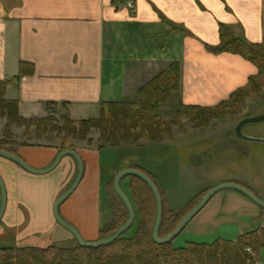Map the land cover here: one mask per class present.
Listing matches in <instances>:
<instances>
[{"label": "crops", "instance_id": "crops-1", "mask_svg": "<svg viewBox=\"0 0 264 264\" xmlns=\"http://www.w3.org/2000/svg\"><path fill=\"white\" fill-rule=\"evenodd\" d=\"M130 1L134 10L128 8V1L0 0V81L18 78L21 63L35 69L33 75L8 87L6 100L18 101L25 119L46 118L49 103L67 104L72 120L78 122L97 118L102 103L134 102L138 91L174 62L181 65L180 88L172 96L179 106L216 107L258 74L242 57L215 56L205 45L220 44V24L232 26L250 43L264 45V0ZM107 149L73 150L84 163V177L61 206L60 215L85 241L96 242L112 217L110 207V218L104 220L103 153ZM61 152L59 145L40 143L19 147L17 156L32 168L45 170ZM126 161L118 164L155 173L137 160ZM114 167L110 165L109 173ZM78 172L72 156L63 158L56 170L44 176L32 175L0 158V175L7 189L0 234L9 230L12 236L7 241L20 246L62 235L66 230L56 222L53 209ZM234 197L233 211L226 214L244 209L253 220L264 216L247 197ZM220 211L217 208L210 217L199 214L190 223L188 235L207 237L231 223L226 222L229 219L219 221ZM219 239L237 240L220 237L215 241ZM6 243L2 240L0 245ZM254 257L264 264V251Z\"/></svg>", "mask_w": 264, "mask_h": 264}, {"label": "trees", "instance_id": "trees-1", "mask_svg": "<svg viewBox=\"0 0 264 264\" xmlns=\"http://www.w3.org/2000/svg\"><path fill=\"white\" fill-rule=\"evenodd\" d=\"M117 1L130 0H114ZM219 34L220 44L216 47L205 45L207 52L215 56L223 54L240 56L253 64L258 69V74L249 78L246 87L237 90L227 101L221 102L216 107L181 105L174 116L165 122L158 118V113L180 88L179 62L172 63L168 70L142 87L134 102L102 103L97 118L78 122L72 120L67 104H47L48 116L43 119H25L21 116L19 102L6 100L8 87L19 82L22 77L35 73L32 65L21 63L18 78L0 81V122L7 121L6 129L3 132L0 130V150L17 155L14 148L32 146L28 142L32 140L29 129L33 126L36 127L35 134L38 138L43 137L50 129L57 132L62 142V151L75 150L71 140L85 142L93 130H98L100 134L99 150L143 148L144 145L139 143L142 138L145 137L153 143L162 141L182 114L191 115L192 120L200 128L206 127L212 120L229 115L231 109L244 105L246 97L253 92H259L263 87L260 79L264 80V45L250 43L243 36L236 34L230 25L220 24ZM54 122L59 123L54 126ZM13 126L26 128L23 135L24 143L18 144L14 141L11 132ZM128 168L143 172L158 187L163 201V219L159 235L161 239L168 238L200 202L185 214H174L167 207L165 193L161 190L157 178L140 167ZM124 181L130 182L131 199L129 200L140 219L133 238H120L100 249L83 248L75 238L67 247L61 245L41 247L39 243L18 248L0 247V264H258L253 254L259 255L264 251V227L246 232L236 241L219 239L211 245L189 243L186 247L175 248L173 242L156 244L153 232L158 207L153 191L136 176L124 178L121 185ZM114 192L116 201L113 200L111 203L112 220L100 230L99 241L111 238L129 220V212L117 195L115 187Z\"/></svg>", "mask_w": 264, "mask_h": 264}, {"label": "rangeland", "instance_id": "rangeland-1", "mask_svg": "<svg viewBox=\"0 0 264 264\" xmlns=\"http://www.w3.org/2000/svg\"><path fill=\"white\" fill-rule=\"evenodd\" d=\"M260 83L263 84V87L259 92H253L246 97L244 105L231 109L229 115L212 120L206 127H197L191 115L182 114L170 133L165 134L162 141L153 143L145 137L142 138L139 143L144 145L145 150L134 149L133 147L107 149L103 153L105 169V183L103 185L104 212L106 214L104 220H109L111 203L113 200L116 201L115 178L121 171L130 166L119 165L118 163L127 162L128 159L144 163L145 167L155 172L152 175L157 178L161 190L165 193L167 207L177 215L189 212L203 199L208 191L224 183L243 185L264 201V145L242 142L235 134L237 125L243 119L264 115V80L262 78ZM177 109H180V106L176 103V99L172 97L167 104L161 107L158 118L164 122L168 121L169 118L174 116ZM58 123L54 122V126H57ZM6 126L7 121L2 120L0 130L3 132ZM18 128L13 126L11 132L14 135V141L21 144L25 142L23 135L26 128ZM29 130L32 140L28 144L59 145L61 148L62 142L58 138L57 132L50 129L43 137L38 138L35 134L32 135L36 131V127H30ZM243 133L252 138L264 139V123L246 126ZM71 144L75 149L80 147L99 149L101 146L99 131L93 130L85 142L71 140ZM17 149L14 148L16 152ZM111 164H115V167L109 173ZM121 186L127 197L131 199L130 182L124 181ZM234 196L247 200L235 190H223L216 194L199 215L210 217L211 212L213 213L219 208L221 210L219 221L229 219L226 222L231 223L216 228L217 232L214 235L201 238H192L188 235L189 224L180 236L173 241L174 247H186L189 242L210 245L220 237L235 240L246 231L264 227V216L253 220L250 213L242 208L238 214H226V212L233 211ZM262 211L264 212V209ZM139 224L140 219L136 214L133 227L122 238H133ZM58 230L61 229L58 227ZM62 232V235H50L41 239V242L30 240L28 245L39 243L41 247L50 245L67 247L74 241V237L67 231L62 230ZM10 236L12 234L9 230L0 234V240L7 242L6 245L0 247H21L16 241L8 242ZM68 238H70L69 241ZM98 241L99 239L96 242ZM87 242H93V240ZM249 254L252 255V253Z\"/></svg>", "mask_w": 264, "mask_h": 264}, {"label": "water", "instance_id": "water-1", "mask_svg": "<svg viewBox=\"0 0 264 264\" xmlns=\"http://www.w3.org/2000/svg\"><path fill=\"white\" fill-rule=\"evenodd\" d=\"M264 123V115L257 116L253 118H246L243 119L236 127L235 134L236 137L242 141L247 143H255V144H262L264 145V139H256L249 136L244 135L243 130L246 126L249 125H260ZM67 156H72L76 159L79 167V172L76 181L72 185V187L65 192L55 203L54 209H53V215L56 220V222L64 228L66 231L71 233L73 237L77 240L78 244L87 249H100L102 247L109 246L122 238L126 232H128L134 225L136 220V214L135 210L125 194V192L122 189L121 181L129 176H136L143 180L153 191L156 200H157V219L156 224L153 232V239L156 244L158 245H164V244H170L172 243L180 234L186 229V227L205 209V207L210 203V201L218 194L219 192L223 190H235L245 197H247L249 200H251L253 203H255L257 206H259L261 209H264V201H262L254 192H252L247 187L237 184V183H224L216 188L211 189L206 196L200 201V203L183 219V221L179 224L177 229L166 239L160 238V229L162 225V219H163V201L161 193L156 186V184L143 172L136 170V169H125L121 171L115 178L114 187L117 195L122 200V202L125 204L128 212H129V220L127 224H125L123 227H121L111 238L98 241V242H87L85 241L81 234L78 232V230L68 222H66L60 215V208L61 206L76 192L77 188L79 187L80 183L83 180L84 177V163L79 156V154L73 150H65L59 154L53 165L45 170H36L29 166L22 158H20L17 155L10 154L8 152H4L0 150V158L6 159L22 169H24L26 172L36 175V176H44L47 175L54 170L57 169L60 162L63 158ZM0 190H1V208H0V224L3 221V218L6 213V207H7V189L6 185L4 183V180L2 179L0 175Z\"/></svg>", "mask_w": 264, "mask_h": 264}, {"label": "built area", "instance_id": "built-area-1", "mask_svg": "<svg viewBox=\"0 0 264 264\" xmlns=\"http://www.w3.org/2000/svg\"><path fill=\"white\" fill-rule=\"evenodd\" d=\"M127 6H128V8H129L130 10H134V4H133V2L128 1V2H127ZM248 252H249V253H252L250 250H248Z\"/></svg>", "mask_w": 264, "mask_h": 264}]
</instances>
